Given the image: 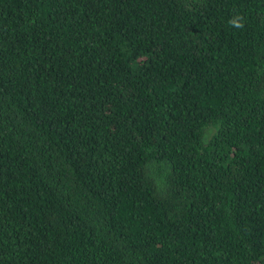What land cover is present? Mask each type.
<instances>
[{
	"label": "trees",
	"instance_id": "1",
	"mask_svg": "<svg viewBox=\"0 0 264 264\" xmlns=\"http://www.w3.org/2000/svg\"><path fill=\"white\" fill-rule=\"evenodd\" d=\"M0 264H264V0H0Z\"/></svg>",
	"mask_w": 264,
	"mask_h": 264
},
{
	"label": "clouds",
	"instance_id": "2",
	"mask_svg": "<svg viewBox=\"0 0 264 264\" xmlns=\"http://www.w3.org/2000/svg\"><path fill=\"white\" fill-rule=\"evenodd\" d=\"M230 23H232L235 27H237V28H241V27H243V24L242 23H239V22H237V21H235V20H233V21H230Z\"/></svg>",
	"mask_w": 264,
	"mask_h": 264
}]
</instances>
